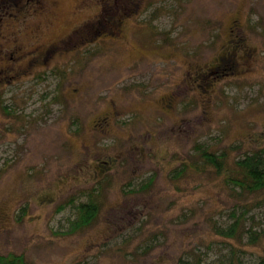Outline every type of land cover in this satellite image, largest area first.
<instances>
[{"label":"rangeland","instance_id":"374dc122","mask_svg":"<svg viewBox=\"0 0 264 264\" xmlns=\"http://www.w3.org/2000/svg\"><path fill=\"white\" fill-rule=\"evenodd\" d=\"M42 1L49 11L20 37L36 57L21 65L51 50L2 91L16 110L0 114V254L30 264H256L264 194H238L197 150L226 151L231 169L264 148V0ZM121 11L116 29L106 21ZM228 51L234 67L202 78ZM89 196L98 216L64 234L76 210L58 206ZM245 208L234 238L218 234Z\"/></svg>","mask_w":264,"mask_h":264},{"label":"flooded vegetation","instance_id":"af4514ba","mask_svg":"<svg viewBox=\"0 0 264 264\" xmlns=\"http://www.w3.org/2000/svg\"><path fill=\"white\" fill-rule=\"evenodd\" d=\"M51 6V4H49ZM49 8L43 5L42 0H0V114L12 115L15 113L13 105H10L5 100V93L10 83L19 84L24 77V74L31 68L33 64H40L45 56H48L50 49L44 51L43 55L36 61L32 60L28 66L21 65V62L26 59L27 54L34 53L32 50L26 51L24 44L20 42V37L27 28H30L31 24H27V21L37 14L48 12ZM123 14L118 12L116 16L118 19L111 20L113 16H109L110 23L114 25V28H118L123 18ZM115 18V16H114ZM98 24V23H97ZM24 29V30H23ZM100 29V26L96 28L93 26L94 33L96 34ZM23 32L21 33V31ZM84 33L81 32L76 37H81ZM74 37L77 42V38ZM82 38V37H81ZM73 40L69 39L67 42L73 44ZM86 37L82 38V41H87ZM68 46V45H67ZM236 51V50H235ZM35 56V53L32 55ZM234 54L228 51V54L222 55V58H217L214 62L207 66L206 70L202 72V78L213 76L217 78L222 74H225L228 69L234 67L233 64Z\"/></svg>","mask_w":264,"mask_h":264},{"label":"trees","instance_id":"16d2710c","mask_svg":"<svg viewBox=\"0 0 264 264\" xmlns=\"http://www.w3.org/2000/svg\"><path fill=\"white\" fill-rule=\"evenodd\" d=\"M108 20L109 17L106 21L107 23ZM105 31L111 33V28ZM197 151L204 165L213 167L218 173L224 171L227 184L234 188L238 194L242 192L248 194L261 192L264 194V148L257 149L250 154H246L243 158L236 160L234 167L231 169H229L225 163L227 157L226 151H221L217 154L216 152L210 151L208 146L204 145H199ZM183 172L184 167L181 168L180 175ZM151 180L152 178L149 179L146 187H149ZM66 206L74 207L76 213L73 219L68 220V230H65L64 234L77 232L90 225L96 219L100 211L99 203L92 196H89L86 201L80 203H74L73 200H70L66 202L65 205H59L58 210L64 209ZM248 210L249 208H245L240 214H238L237 210H233L230 215L234 221L228 228H218V234L224 237L234 238ZM248 231L249 242L251 244L257 243L258 233L252 228L250 230L248 229ZM0 264L30 263L25 259L24 254L8 253L0 254ZM256 264H264V249Z\"/></svg>","mask_w":264,"mask_h":264}]
</instances>
